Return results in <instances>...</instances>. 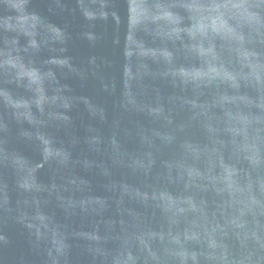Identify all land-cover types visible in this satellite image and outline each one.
Listing matches in <instances>:
<instances>
[{
  "label": "water",
  "instance_id": "water-1",
  "mask_svg": "<svg viewBox=\"0 0 264 264\" xmlns=\"http://www.w3.org/2000/svg\"><path fill=\"white\" fill-rule=\"evenodd\" d=\"M0 264H264V0H0Z\"/></svg>",
  "mask_w": 264,
  "mask_h": 264
}]
</instances>
